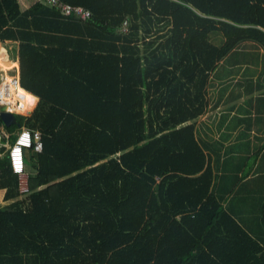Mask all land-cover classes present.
Instances as JSON below:
<instances>
[{"label":"trees","instance_id":"1","mask_svg":"<svg viewBox=\"0 0 264 264\" xmlns=\"http://www.w3.org/2000/svg\"><path fill=\"white\" fill-rule=\"evenodd\" d=\"M61 1L91 16L38 1L0 33L44 143L26 191L0 157V264H264V198L248 227L224 207L195 127L218 62L264 49V0Z\"/></svg>","mask_w":264,"mask_h":264},{"label":"crops","instance_id":"2","mask_svg":"<svg viewBox=\"0 0 264 264\" xmlns=\"http://www.w3.org/2000/svg\"><path fill=\"white\" fill-rule=\"evenodd\" d=\"M38 1L44 0H0V33ZM0 41H5L0 47L7 54L0 58V79L15 75L21 81L19 41ZM22 88L28 107L37 103L15 115L31 117L41 98ZM205 100V112L195 120L196 137L214 169L215 195L248 227L264 198V177L257 178L264 174V49L240 48L218 62L210 72ZM0 126L8 130L3 121ZM242 175L244 179L237 178ZM1 193L5 197L6 190Z\"/></svg>","mask_w":264,"mask_h":264},{"label":"built area","instance_id":"3","mask_svg":"<svg viewBox=\"0 0 264 264\" xmlns=\"http://www.w3.org/2000/svg\"><path fill=\"white\" fill-rule=\"evenodd\" d=\"M52 6L58 7L62 14H76L84 19L91 16V11L82 6H74L61 0H47ZM127 24V22L125 23ZM25 90L22 88L20 78L10 75L0 79V110L4 108L7 112L14 114H24L25 104L23 102ZM12 133L0 126V157L7 155L11 167L21 179V191L28 189L27 185V166L26 155L39 154L44 149L42 132L40 130H31L21 126L16 131L15 139H11ZM23 186V190H22Z\"/></svg>","mask_w":264,"mask_h":264},{"label":"water","instance_id":"4","mask_svg":"<svg viewBox=\"0 0 264 264\" xmlns=\"http://www.w3.org/2000/svg\"><path fill=\"white\" fill-rule=\"evenodd\" d=\"M0 117L7 126L16 125L21 127V123L17 120L16 115L12 112L5 111L4 108H1Z\"/></svg>","mask_w":264,"mask_h":264},{"label":"rangeland","instance_id":"5","mask_svg":"<svg viewBox=\"0 0 264 264\" xmlns=\"http://www.w3.org/2000/svg\"><path fill=\"white\" fill-rule=\"evenodd\" d=\"M213 40L215 41V42H217V43H219L221 40H222V37L220 36V35H213ZM1 46V45H0ZM7 46H8V49H10L9 48V44H7ZM10 52H12L11 51V49H10ZM23 100H26V97L24 96V99ZM28 104L29 103H27V107H28ZM34 108V107H33ZM33 108H30V109H28V110H32ZM31 172L33 173L34 171L31 169ZM22 190H23V186H22ZM12 200H4V197H3V194L1 193L0 194V205H2V206H5V205H8L10 202H11Z\"/></svg>","mask_w":264,"mask_h":264},{"label":"bare ground","instance_id":"6","mask_svg":"<svg viewBox=\"0 0 264 264\" xmlns=\"http://www.w3.org/2000/svg\"><path fill=\"white\" fill-rule=\"evenodd\" d=\"M0 64H2L1 59H0ZM12 69H13V68H12ZM25 111H28V107H27V105L25 106Z\"/></svg>","mask_w":264,"mask_h":264}]
</instances>
